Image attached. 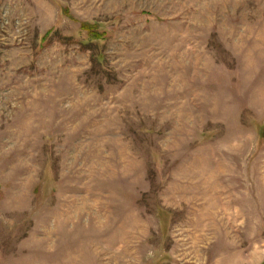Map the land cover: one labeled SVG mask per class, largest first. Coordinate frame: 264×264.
Returning a JSON list of instances; mask_svg holds the SVG:
<instances>
[{
	"label": "rangeland",
	"instance_id": "1",
	"mask_svg": "<svg viewBox=\"0 0 264 264\" xmlns=\"http://www.w3.org/2000/svg\"><path fill=\"white\" fill-rule=\"evenodd\" d=\"M0 264H264V0H0Z\"/></svg>",
	"mask_w": 264,
	"mask_h": 264
}]
</instances>
